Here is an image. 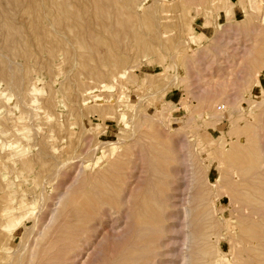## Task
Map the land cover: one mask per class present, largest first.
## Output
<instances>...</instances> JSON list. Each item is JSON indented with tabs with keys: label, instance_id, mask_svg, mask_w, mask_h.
<instances>
[{
	"label": "rangeland",
	"instance_id": "obj_1",
	"mask_svg": "<svg viewBox=\"0 0 264 264\" xmlns=\"http://www.w3.org/2000/svg\"><path fill=\"white\" fill-rule=\"evenodd\" d=\"M263 150L264 0H0V264H264Z\"/></svg>",
	"mask_w": 264,
	"mask_h": 264
},
{
	"label": "bare ground",
	"instance_id": "obj_2",
	"mask_svg": "<svg viewBox=\"0 0 264 264\" xmlns=\"http://www.w3.org/2000/svg\"><path fill=\"white\" fill-rule=\"evenodd\" d=\"M95 1H96V0H95ZM232 98H233V97H232ZM232 103H233V102H232ZM255 104H256V103H255ZM256 105H257V104H256ZM228 106H230V105H228ZM236 110H237V109H236ZM234 112H235V111H234ZM236 112H239V110L236 111ZM216 115H217V114H216ZM143 127H144V126H143ZM262 141H263V140H262ZM257 145H258V144H257ZM169 146H170V145H169ZM256 147H257V146H256ZM146 148H147V147H146ZM250 148H251V147H250ZM247 150H248V149H247ZM252 151H253V150H252ZM245 152H248V151H245ZM260 152H263V153H264V150H263V151H260ZM256 155H257V154H256ZM261 155H262V154H261ZM263 156H264V154H263ZM173 158H174V157H173ZM242 158H243V156H242ZM263 158H264V157H263ZM244 159H245V157L243 158V160H244ZM234 160H235V159H234ZM248 160H249V159H248ZM248 160H247V161H248ZM250 160H251V159H250ZM259 160H260V159H259ZM236 161L238 162V160H235L234 162L236 163ZM251 161H252V160H251ZM262 161H263V160H262ZM168 163H169V161H168ZM244 163H245V161H244ZM253 163H254V162H253ZM161 164H162V163H161ZM260 164H261V163H260ZM260 164H259V165H260ZM229 165H230V164H229ZM241 165H242V164H241ZM245 165H248V164H245ZM261 165H262V164H261ZM252 166H253V165H252ZM235 167H236V166H235ZM242 167H244V166L242 165ZM226 168H228V166H227ZM244 168H245V167H244ZM239 169H240V168H239ZM161 172H162V171H161ZM167 172H168V171H167ZM166 175H167V174H166ZM165 180L168 181V179H166V178H165ZM222 181H223V180H222ZM224 181H225V180H224ZM229 181H230V180H229ZM162 182H163V181H162ZM164 183H166V182L164 181ZM164 183H163V186H164ZM185 183H186V182H185ZM202 184H203V183H202ZM219 185H220V184H219ZM257 185H258V184H257ZM157 187H158V186H157ZM167 189H168V188H167ZM167 189H166V190H167ZM229 189H230V188H229ZM103 190H104V189H103ZM168 190H169V189H168ZM169 191H170V190H169ZM160 193H164V192H163V191H162V192L160 191L159 194H160ZM166 193H167V192H166ZM195 194H197V193H195ZM162 195H164V194H162ZM198 195H199V193H198ZM164 197H165V196H164ZM148 198H149V197H148ZM166 198H167V197H166ZM173 198H174V196H173ZM193 198H195V197L193 196ZM196 198H197V197H196ZM111 199H112V198H111ZM142 199H143V198H142ZM199 199H201V197H200ZM214 199H215V198H214ZM133 200H134V199H133ZM164 200H165V198H164ZM174 200H175V199H174ZM183 200H184V199H183ZM103 201H105V200H103ZM142 201H144V199H143ZM109 202H110V200H109ZM144 202H146V201H144ZM144 202H142V203H144ZM148 202H152V200L149 199ZM213 202H214V201H213ZM107 203H108V202H107ZM135 203H136V202H135ZM93 204H94V203H93ZM140 204H141V203H140ZM201 204H202V202H201ZM110 205H111V204H110ZM116 205H117V203H116ZM144 205L146 206L147 204H145V203L142 204L143 207H144ZM149 205H150V204H149ZM149 205H148V206H149ZM175 205H176V204H175ZM94 206H95V205H94ZM94 206H93V207H94ZM114 206H115V205H114ZM151 206H152V204H151ZM151 206H150V207H151ZM177 206H178V205H177ZM137 207H138V206H137ZM152 207H153V206H152ZM152 207H151V208H152ZM154 207H155V206H154ZM151 208L149 209V211L154 209V208H152V209H151ZM156 208H157V207H155V209H156ZM202 209H205V207H203ZM96 210H97V209H96ZM96 210H95V211H96ZM116 210H117V209H116ZM157 210H158V209H156V212L159 211V210H158V211H157ZM205 210H206V209H205ZM86 211H87V210H86ZM185 211H186V210H185ZM101 212H102V211H100L99 213L101 214ZM147 212H148V211H147ZM201 212H203V211H201ZM96 213H97V212H96ZM148 213H149L148 215H150V212H148ZM151 213H152V212H151ZM158 213H159V212H158ZM93 214H94V213H93ZM153 214H155V210H154ZM159 214H161V212H160ZM195 214H196V213H195ZM197 214H198V216H199L200 213L197 212ZM213 214H214V213H213ZM215 214H216V213H215ZM98 215H99V214H98ZM151 215H152V214H151ZM151 215H150V216H151ZM156 215H157V213H156ZM156 215H154V217H155ZM161 215H162V214H161ZM161 215H160V216L157 215V216H158V217H161ZM186 215H187V212H186ZM100 216H101V215H100ZM101 217H102V216H101ZM142 217H144V216H142ZM186 217H187V216H186ZM193 217H194V216H193ZM148 218H149V217H148ZM148 218H146V221H148L151 217H150L149 219H148ZM155 218H156V220L158 221L157 217H155ZM155 218H154V219H155ZM173 218H174V217H173ZM198 218H199V217H198ZM198 218H197V219H198ZM192 219H193V218H192ZM152 220H153V219H152ZM177 220H178V219H177ZM137 221H138V220H137ZM153 221H155V220H153ZM153 221H152V222H153ZM157 221H155V222L157 223ZM161 221H162V220L160 219V222H161ZM152 222H151V224H152ZM158 222H159V221H158ZM160 222H159V223H160ZM159 223H157V224H159ZM161 223H162V222H161ZM151 224L148 223L147 225H148V226H151ZM153 224H154V223H153ZM153 224H152V227H154ZM164 224H165V223H164ZM179 224H180V223H179ZM197 224H198V223H197ZM197 224H196V225H197ZM185 225H186V224H185ZM198 225H199V224H198ZM230 226H231V225H230ZM94 227H95V226H94ZM156 227H157V225H156ZM135 228H136V227H135ZM173 228H174V227H173ZM91 229H92V228H91ZM97 229H98V228H97ZM193 229H194V228H193ZM79 231H80V230H79ZM141 231H142V230H141ZM182 233H183V232H182ZM79 234H80V233H79ZM197 234H198V233H196V236H197ZM244 234H245V232H244ZM256 234L259 235V233H257V232H256ZM85 235H86V234H85ZM179 235H180V234H179ZM194 235H195V234H194ZM151 236H152V235H151ZM159 236H160V235H159ZM245 236H246V235H245ZM155 237H156V236H155ZM253 237H254V236H253ZM158 238H159V237H158ZM254 238H255V237H254ZM83 239H84V238H83ZM198 239H199V238H198ZM198 239H197V240H198ZM240 239H241V238H240ZM244 239H246V238H244ZM257 239H258V238H257ZM257 239H256V240H257ZM149 240H150V239H149ZM153 240H154V239H153ZM232 240L234 241L233 238H232ZM254 240H255V239H254ZM256 240H255V241H256ZM83 241H84V240H83ZM144 241H145V240H144ZM186 242H187V239H186ZM236 242H237V241H236ZM143 243H145V242H143ZM239 243H245V240H243L242 242H239ZM183 244H184V243H183ZM157 246H158V245H157ZM157 246H156V247H157ZM237 246H238V243H237ZM191 247H192V246H191ZM239 247H240V245H239ZM158 248H159V247H158ZM23 249H26V246H25V245L22 246V247L18 250V252H19L20 250H23ZM156 249H157V248H156ZM193 249H195V248H193ZM138 250H139V249H138ZM141 250H142V249H141ZM174 250H175V249H174ZM208 250H209V249H208ZM142 251H143V250H142ZM16 252H17V251H16ZM24 252H25V250H24ZM204 252H205V251H204ZM233 254H240V256H245V257H247V258H249V259H252V260H255V259L257 260V259H258V256L255 255V254H253L252 251H250L249 249H248V251L246 252L245 245L242 246L241 248H236V250L234 251ZM32 255H33V254H32ZM79 255H80V254H78V255L75 254V256H73V257H71V258H75V257H77V256H79ZM174 255H175V254H174ZM186 257H187V256H186ZM77 258H78V257H77ZM261 258H262V257H261ZM29 259L31 260V257H29ZM30 260H29V261H30ZM70 260H71V259H70ZM70 260H67V261H70ZM195 260H197V259H195ZM72 261H73V260H72ZM207 261H208V260H207ZM10 262H11V261H10ZM30 262H31V261H30ZM76 262H77V260L74 259L73 263H71V264H74V263L76 264ZM82 263H83V262H82ZM170 263H171V262H170ZM29 264H30V263H29ZM144 264H145V263H144Z\"/></svg>",
	"mask_w": 264,
	"mask_h": 264
}]
</instances>
